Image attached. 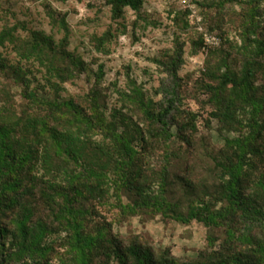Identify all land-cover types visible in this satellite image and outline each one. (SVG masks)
I'll list each match as a JSON object with an SVG mask.
<instances>
[{"label": "rangeland", "instance_id": "rangeland-1", "mask_svg": "<svg viewBox=\"0 0 264 264\" xmlns=\"http://www.w3.org/2000/svg\"><path fill=\"white\" fill-rule=\"evenodd\" d=\"M250 4V0H139L137 9L125 6L115 11L111 0H0V126L9 128L17 154L32 152L21 172L1 175L0 187L15 176L22 188L31 187V194L22 200L55 230L46 240L53 250L42 259L69 264L73 254L66 252L68 232L56 228L50 200L41 194L42 178L66 189L71 170L80 172L82 167L57 155L48 144L51 171L47 173L44 140L24 130L28 118L45 121L48 129L78 132L62 105L72 100L83 114L94 118L92 130L76 134L90 152L110 141L103 129L112 122L118 132L126 130L136 138L140 131L152 142L142 155L151 179L158 180L151 183L150 192L163 194L185 211L192 199L176 178L188 174L193 182L209 186L206 190L200 186L197 192L211 191L212 157L226 138L239 134L232 121L213 115L218 105L208 86L217 88L218 76L227 67L236 68L245 57L237 48L246 44L243 31ZM260 7L264 8V0ZM170 99L173 109L166 121L174 135L166 138L165 133L159 134L161 124L144 110L160 111ZM176 110L193 114L191 146L176 137L171 116ZM134 145L141 151V142L136 139ZM171 152L179 157H168ZM93 157L90 153L88 159ZM106 174L103 196L86 202V231L102 230L106 238L124 244L136 237L154 251L177 259H193L225 238V226L208 227L194 219L181 222L153 209L132 210L133 192L118 186L114 172ZM162 178L165 189L160 187ZM5 193L7 197L13 192ZM61 199L57 196L55 202ZM5 204L4 199L0 226L11 228L12 211L5 210ZM2 233L0 259L8 252L10 239ZM95 254H99L97 264H118L112 256Z\"/></svg>", "mask_w": 264, "mask_h": 264}, {"label": "trees", "instance_id": "trees-1", "mask_svg": "<svg viewBox=\"0 0 264 264\" xmlns=\"http://www.w3.org/2000/svg\"><path fill=\"white\" fill-rule=\"evenodd\" d=\"M261 1L250 0L249 20L243 31L246 44L237 48L238 52L244 51L245 57L236 68L227 67L218 76L217 88L208 86V91L214 90L218 105L213 115L232 121V129L239 134L226 138L212 157L213 170L209 171L214 174L211 191L197 192L196 188L204 186V182H193L188 174L176 178L192 199L185 211L163 194L150 192L151 183L158 180L151 179L142 155L152 142L140 131L136 138L126 130L118 132L112 122L103 129V135L110 141L106 145L97 144L90 152L85 149V141H79L76 134L92 130L94 118L83 114L80 106L72 100L62 105L72 122L77 123L78 132L48 129L45 121L28 118L24 130L31 132L36 139L44 140L43 162L47 165V173L51 171L50 148H47L50 145L57 155L82 167L80 172L71 170L66 189V186L57 189L56 183L42 178L44 188L41 194L50 200L48 206L57 221L56 228L68 232L66 252H73L69 264H97L95 256L99 254L96 252H102L108 259L114 257L118 264H264V8L260 7ZM111 2L115 11L125 6L137 9L139 5V0ZM208 35L212 36L211 32ZM172 74L176 77L175 67ZM259 75L261 82L257 83ZM140 105L144 107L142 100ZM172 109L173 99H170L160 111L144 110L149 119L161 124L159 134L165 133L166 138L174 135L167 128L166 121ZM192 115L179 110L171 115L177 128L176 137L188 146L192 145L191 135L195 132ZM82 124L85 126L80 132ZM136 139L141 142V151L135 148ZM31 153L17 154L10 143L9 128L0 126V177L12 171L21 172L32 158ZM90 153L94 156L91 160L88 159ZM169 155L179 157L173 152ZM108 171L117 175L120 188L133 192L132 210L153 209L181 222L194 219L208 227L225 226V238L218 246L200 252L193 259H177L166 252L154 251L136 237L124 244L106 238L102 230L96 233L86 231V202L90 197L103 196ZM160 183L165 189L166 179L162 178ZM21 184L18 176L1 182L0 209L5 199L4 209L11 210L12 217L9 220L11 228L0 226V235L4 232L10 237L8 252L0 259V264H50L47 258H42L53 250L46 240L55 230L51 223L35 216L31 204L22 200L25 194H31V187L22 188ZM207 187L204 186L205 190ZM7 190L13 193L6 197ZM57 196L62 198L61 202H55ZM204 197H208L207 200ZM216 203L221 204L215 208ZM210 240L214 241L211 237Z\"/></svg>", "mask_w": 264, "mask_h": 264}, {"label": "built area", "instance_id": "built-area-1", "mask_svg": "<svg viewBox=\"0 0 264 264\" xmlns=\"http://www.w3.org/2000/svg\"><path fill=\"white\" fill-rule=\"evenodd\" d=\"M212 40H214V38H211ZM209 40V39H208ZM210 41V40H209Z\"/></svg>", "mask_w": 264, "mask_h": 264}]
</instances>
